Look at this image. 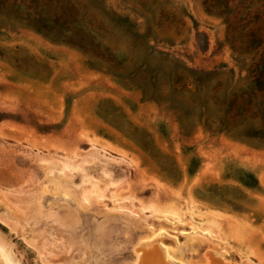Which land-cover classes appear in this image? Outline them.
I'll list each match as a JSON object with an SVG mask.
<instances>
[{
  "label": "rangeland",
  "instance_id": "1",
  "mask_svg": "<svg viewBox=\"0 0 264 264\" xmlns=\"http://www.w3.org/2000/svg\"><path fill=\"white\" fill-rule=\"evenodd\" d=\"M62 165L75 196L40 195ZM0 235L23 264H264V0H0Z\"/></svg>",
  "mask_w": 264,
  "mask_h": 264
},
{
  "label": "bare ground",
  "instance_id": "2",
  "mask_svg": "<svg viewBox=\"0 0 264 264\" xmlns=\"http://www.w3.org/2000/svg\"><path fill=\"white\" fill-rule=\"evenodd\" d=\"M71 177H72V170L67 165H62L59 167V169L49 170L46 174L47 183L42 186L39 194L41 195V194H45V193L52 191L55 193L60 192L64 196H75L74 190L70 186ZM3 217L6 219V221L11 220V221H16V222L17 221L19 222L18 219L20 218L17 211L12 209L10 206L4 209ZM153 241L154 240H152V242ZM149 243H151V241L144 243L142 245H146ZM152 244L155 245L159 249V247L155 243H152ZM135 255H136V264H137L139 257L142 254L141 252H138V253L135 252ZM0 257L6 264H23L22 261L17 257L12 244L2 235H0ZM164 258L166 262H170L171 264H173L172 259L169 256L164 255Z\"/></svg>",
  "mask_w": 264,
  "mask_h": 264
},
{
  "label": "water",
  "instance_id": "3",
  "mask_svg": "<svg viewBox=\"0 0 264 264\" xmlns=\"http://www.w3.org/2000/svg\"><path fill=\"white\" fill-rule=\"evenodd\" d=\"M135 252H141L137 264H171L166 262L163 253L152 243L141 245L135 249ZM0 264H6L0 257Z\"/></svg>",
  "mask_w": 264,
  "mask_h": 264
}]
</instances>
